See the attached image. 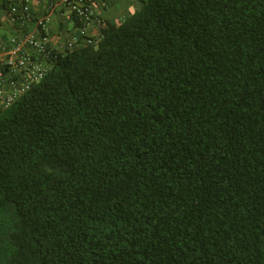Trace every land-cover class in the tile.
I'll return each instance as SVG.
<instances>
[{"label": "trees", "instance_id": "obj_1", "mask_svg": "<svg viewBox=\"0 0 264 264\" xmlns=\"http://www.w3.org/2000/svg\"><path fill=\"white\" fill-rule=\"evenodd\" d=\"M102 19L0 112V264H264V0Z\"/></svg>", "mask_w": 264, "mask_h": 264}, {"label": "built area", "instance_id": "obj_2", "mask_svg": "<svg viewBox=\"0 0 264 264\" xmlns=\"http://www.w3.org/2000/svg\"><path fill=\"white\" fill-rule=\"evenodd\" d=\"M109 0H0V112L10 106L51 69L59 53L77 44L96 42L85 28L99 31L107 22L95 14L97 3ZM80 32L66 33L56 43L53 25L76 21Z\"/></svg>", "mask_w": 264, "mask_h": 264}, {"label": "crops", "instance_id": "obj_3", "mask_svg": "<svg viewBox=\"0 0 264 264\" xmlns=\"http://www.w3.org/2000/svg\"><path fill=\"white\" fill-rule=\"evenodd\" d=\"M136 1L137 0H111L105 5L97 3L94 7L95 14L108 20L119 21L135 8ZM79 32L80 29L78 26L70 25L69 23L65 25L55 23L52 31L57 44L61 43L66 33L77 34ZM85 32L87 36L96 37L99 29L95 25L87 26Z\"/></svg>", "mask_w": 264, "mask_h": 264}]
</instances>
